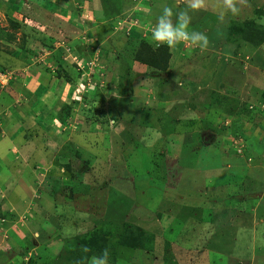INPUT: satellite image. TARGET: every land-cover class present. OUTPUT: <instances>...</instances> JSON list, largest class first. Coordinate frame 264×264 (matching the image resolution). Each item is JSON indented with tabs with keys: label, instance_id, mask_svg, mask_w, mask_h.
Masks as SVG:
<instances>
[{
	"label": "rangeland",
	"instance_id": "rangeland-1",
	"mask_svg": "<svg viewBox=\"0 0 264 264\" xmlns=\"http://www.w3.org/2000/svg\"><path fill=\"white\" fill-rule=\"evenodd\" d=\"M148 1L0 0V264H92L80 241L98 228L108 264H264V43L227 41L233 23L264 32V0L223 17L224 0ZM144 7L154 25L131 42ZM164 8L209 44L167 47L160 71L135 52L157 49Z\"/></svg>",
	"mask_w": 264,
	"mask_h": 264
},
{
	"label": "trees",
	"instance_id": "trees-1",
	"mask_svg": "<svg viewBox=\"0 0 264 264\" xmlns=\"http://www.w3.org/2000/svg\"><path fill=\"white\" fill-rule=\"evenodd\" d=\"M113 8H114L113 10L116 9V12L120 10V8H119V10L116 8V5H114ZM119 13L120 12H117V15ZM230 30H231V32L229 33V36L227 38V41H229V42L233 43V41L237 42L239 40L240 43L250 44L254 47H259L260 45H262L264 43V32L262 30L252 28L248 25L242 26L241 24H238V23H233L231 25ZM6 38L8 40H10L11 36L9 34H7ZM169 58H170V54L168 52L167 46H162V47H159L157 49H153L145 41H140L138 51L135 52L136 62L143 64V65H147V66L151 67L153 70H160V71L166 70V68L168 66ZM123 75L125 76L126 73L124 72ZM122 90L124 91L123 88H122ZM125 92L130 93V89H128V91L125 90ZM214 94H217V92H214ZM91 95H93V96H92V98H90V102H87V105L85 107L86 113L90 115L91 120H93L94 122L102 125V127L105 125L103 130L105 132H108V131H110V127H109L110 118H115V116H113L114 114L112 113L113 111H112V109L107 110L104 106H102V103H103L102 101L96 102L93 100L94 97L97 95L96 90ZM86 98H87V95L85 96V100H86ZM75 103H79V101H77ZM62 108H63L62 111L64 110V113H65L64 116H62V118H63L62 120L64 122L66 118L71 116L70 113L72 112L73 108L71 107L70 104H63ZM240 133H241L240 136H243L242 132H240ZM233 136L237 137L238 133L237 132L234 133ZM259 142H261V141H259ZM247 148L244 147V150L245 149L247 150ZM61 158L62 157H60L58 160L60 161ZM63 165L65 167L66 166L68 167V165H66V163H63ZM169 173H171V172H169ZM171 175H173V177H175L176 172L175 171L172 172ZM121 230H122V228H120L118 231L121 232ZM134 232H137V233H134ZM109 236L110 235L104 229L98 228V229H94L93 233H91L88 238L83 237L81 239L80 243L82 244L83 248L88 249L86 254H89L90 256H93V257H100L103 255V253L105 251L104 249L106 248V244L109 240ZM116 236H117V233H116ZM121 237H122L121 243L123 242L126 245L131 246L132 248H134L135 250H138V251L147 250L146 249L147 247H146L145 242H144L145 241L144 233H143V231H141V229H138L136 231H130L129 229L128 230L125 229V233H123ZM74 259H75V261L78 260L79 256H77V257L75 256ZM109 260L110 259L108 258V261ZM27 262H28L27 264L33 263L32 260H28Z\"/></svg>",
	"mask_w": 264,
	"mask_h": 264
},
{
	"label": "clouds",
	"instance_id": "clouds-1",
	"mask_svg": "<svg viewBox=\"0 0 264 264\" xmlns=\"http://www.w3.org/2000/svg\"><path fill=\"white\" fill-rule=\"evenodd\" d=\"M238 11L239 9L234 5L233 0H224L222 17L228 12L236 14ZM174 15L176 16L175 23L172 19ZM190 24L191 17L187 11L174 14L170 8H164L162 15L158 17L156 25L151 32L150 39L157 48L162 46L171 48L180 42L191 41L201 49H206L209 44L208 37L203 33L189 31ZM83 251L87 252L88 249L84 248ZM108 256L109 253L105 250L102 256L92 257V264H108Z\"/></svg>",
	"mask_w": 264,
	"mask_h": 264
},
{
	"label": "crops",
	"instance_id": "crops-1",
	"mask_svg": "<svg viewBox=\"0 0 264 264\" xmlns=\"http://www.w3.org/2000/svg\"><path fill=\"white\" fill-rule=\"evenodd\" d=\"M154 1L155 0H152V1L150 0V1H148V3L147 2H145V3L148 4L149 7H151L153 5V2ZM156 1H164V0H156ZM176 1L177 0H175V2ZM178 1H180L179 2L180 5H182L185 2V0H178ZM111 4L112 5H115V2H112ZM146 4H145V6H147ZM145 11H149V10L144 7L143 12L146 13ZM128 12L131 13L132 10L131 11H127V12H126V10L125 11L122 10V12H120L118 15H122L123 13H128ZM114 16H115V18H111V17L108 18V22H111L110 26L107 27L108 31H106V29H101V28L104 27V25H107L105 23H103L102 25H100L99 27H97V31L99 32L98 34H99V37L100 38H105V37H107L106 35H109V34L112 35V34H114V30H113L114 29V26H113V23L115 21H116V23L118 22V20L116 19L117 18V15H114ZM151 20L154 22L155 19L153 20V17L150 16L149 13H146V15L142 16L141 17V20L138 22V26H140V28H138V26H135L137 24H135V22L133 20H131V22L129 21L130 22V25H131L130 26L131 27L130 28L131 34H130V36H129L128 39L131 42H134L135 41V43H136L137 40H140L142 38V32L144 33V30L146 29L145 28L146 27V24L148 25L149 28H151L154 25ZM134 28H138V29H136L135 31H133ZM138 64H140V63H138Z\"/></svg>",
	"mask_w": 264,
	"mask_h": 264
}]
</instances>
